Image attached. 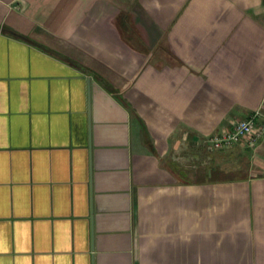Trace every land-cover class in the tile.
Instances as JSON below:
<instances>
[{
    "label": "crops",
    "instance_id": "obj_1",
    "mask_svg": "<svg viewBox=\"0 0 264 264\" xmlns=\"http://www.w3.org/2000/svg\"><path fill=\"white\" fill-rule=\"evenodd\" d=\"M264 0H0V264H264Z\"/></svg>",
    "mask_w": 264,
    "mask_h": 264
},
{
    "label": "built area",
    "instance_id": "obj_2",
    "mask_svg": "<svg viewBox=\"0 0 264 264\" xmlns=\"http://www.w3.org/2000/svg\"><path fill=\"white\" fill-rule=\"evenodd\" d=\"M263 133L264 127L255 125L251 117L243 118L236 121L230 130L224 129L209 135L204 143L208 151H224L240 144L253 147Z\"/></svg>",
    "mask_w": 264,
    "mask_h": 264
}]
</instances>
